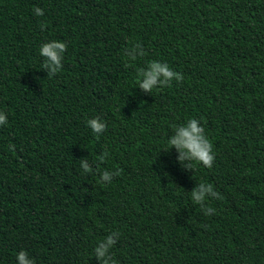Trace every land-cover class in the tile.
Segmentation results:
<instances>
[{"label": "trees", "instance_id": "trees-1", "mask_svg": "<svg viewBox=\"0 0 264 264\" xmlns=\"http://www.w3.org/2000/svg\"><path fill=\"white\" fill-rule=\"evenodd\" d=\"M53 40L67 51L48 77ZM152 60L183 80L140 89ZM0 112V264H102L114 231L109 264H264V0H0ZM190 118L210 169L169 149ZM202 182L211 215L191 200Z\"/></svg>", "mask_w": 264, "mask_h": 264}, {"label": "clouds", "instance_id": "clouds-1", "mask_svg": "<svg viewBox=\"0 0 264 264\" xmlns=\"http://www.w3.org/2000/svg\"><path fill=\"white\" fill-rule=\"evenodd\" d=\"M35 14L42 16L43 10L40 8L34 9ZM44 25H41L43 30ZM67 51V44L62 41H50L42 44L39 53L44 58L42 65L43 69L48 70V77L56 75L63 68L64 54ZM143 55V53H141ZM135 59V57H132ZM163 77V79H161ZM175 80L180 82L183 80L181 73L171 70L167 63H160L159 61L152 60L149 62L148 70H139L137 75L138 87L146 92L152 93L154 89H162L171 85ZM159 85V87H157ZM7 114L0 112V126L6 125ZM88 127L93 133L99 137L107 130V125L99 118L88 120ZM200 121L196 118H190L185 123L173 125L175 135L168 138L169 149L175 147L180 153L178 159L180 161L189 160L191 163L185 165L190 170L195 171L197 165H203L206 168H212L215 161L213 153V144L210 139L205 135V129ZM9 150H14L13 144L8 145ZM105 156L109 153L105 151ZM97 160L104 162V157H97ZM81 168L84 173H92V168L89 167L87 160L80 161ZM121 170L117 169L114 173L107 170H100V180L102 182L110 183L114 176L120 175ZM209 197L220 199V194L214 190L211 183L202 182L197 185L191 192V200L194 204L199 205L205 215L214 213V209L207 206ZM120 233L118 231L112 232L104 240H102L98 247L94 249V255L100 259L102 264H109V260L105 259L107 253L113 249L119 240ZM112 252V251H111ZM113 255V253H112ZM114 256V255H113ZM17 264H36L35 260L29 256L28 252L21 250L16 255ZM111 264H118L115 259L111 260Z\"/></svg>", "mask_w": 264, "mask_h": 264}]
</instances>
